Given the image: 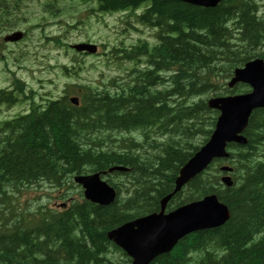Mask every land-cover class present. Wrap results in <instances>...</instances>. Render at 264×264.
I'll return each mask as SVG.
<instances>
[{"label":"trees","instance_id":"obj_1","mask_svg":"<svg viewBox=\"0 0 264 264\" xmlns=\"http://www.w3.org/2000/svg\"><path fill=\"white\" fill-rule=\"evenodd\" d=\"M94 1L90 10L130 9L129 15L143 0ZM77 2L85 6L92 0ZM257 3L221 0L215 7H200L177 0H151L136 17L156 26L157 42L138 38L136 44L112 45L109 50V59L135 63L124 76L96 85H68L42 111L32 106L0 131V264L130 262L107 240L106 232L159 210L161 199L174 188L179 169L208 140L214 127L218 112L208 108L209 96L247 91L243 84L229 89L226 82L235 67L255 57L264 59V20L257 16L263 14L264 5ZM23 6L22 0H0V33L19 27ZM56 43L65 45L58 39ZM73 62L71 68L62 64L67 76L79 66L75 58ZM75 87L79 88L77 106L68 99ZM144 131L165 138L160 147L156 145L155 157L143 140L134 137ZM111 132L130 135L123 142L112 141L114 147H110L104 138ZM244 135L246 144L229 145L233 149L228 159L231 187L221 183L223 173L211 166L167 205L171 210L214 192L232 216L219 227L187 235L150 264H264V108L251 113ZM114 165L126 171L109 173ZM103 171L116 192L114 202L106 206L85 200L72 179L75 174ZM40 182L64 190L61 199H68V206L25 207L24 218L22 209L6 199V190L18 192ZM67 183L69 189L78 188V199L70 197Z\"/></svg>","mask_w":264,"mask_h":264},{"label":"rangeland","instance_id":"obj_2","mask_svg":"<svg viewBox=\"0 0 264 264\" xmlns=\"http://www.w3.org/2000/svg\"><path fill=\"white\" fill-rule=\"evenodd\" d=\"M22 1L25 2L23 6L25 20L18 29L25 31V38L16 43H5L2 37L8 32H2L0 35V88L8 87L13 78H18L35 91L39 99L48 94L57 96L70 84L107 83L113 77L121 78L135 66L133 61L109 59L112 45L130 46L136 44L138 38L145 39L150 44L157 42L155 28L139 22L133 14L128 15V11L95 13L94 10H90L92 4L83 6L73 0H50V4H53L50 8L43 6L47 0ZM256 1L258 2L256 5H264V0ZM50 9H59L58 15H51ZM55 39L64 42L65 45H57ZM87 40L98 44L99 52L76 57L69 44ZM74 58L79 62V66L73 68L75 73L67 76L62 71V64L72 67L70 65L74 63ZM73 93H77V88ZM203 96L201 95L202 98ZM18 110H21L19 104L7 114ZM198 117H201L200 114ZM129 135L125 132H111L105 133L104 139L107 146L114 147L112 141L123 142ZM134 137L143 140L145 149L154 157L158 155L159 150L156 145L160 147L165 141L161 135L147 131ZM153 140L154 143L150 142ZM123 179L125 178H122V183ZM69 186L70 183L65 184V188L69 189ZM6 191L9 192L10 189ZM15 191L11 190L9 193ZM69 191L72 199H78V188H70ZM64 192L48 182H40L38 185L22 187L18 191L17 201L25 218V207L31 209L37 205H45L59 209L60 204L65 202L61 199ZM69 195L67 193L66 197Z\"/></svg>","mask_w":264,"mask_h":264},{"label":"water","instance_id":"obj_3","mask_svg":"<svg viewBox=\"0 0 264 264\" xmlns=\"http://www.w3.org/2000/svg\"><path fill=\"white\" fill-rule=\"evenodd\" d=\"M190 4L213 7L219 0H180ZM22 37V32L14 31L6 35L5 41H16ZM77 51L94 53L96 46L91 43L74 44ZM247 83L251 90L248 93L216 97L209 100V106L219 111L208 141L199 151L182 166L175 180L172 193L160 202V210L148 215L130 220L106 233L131 258L130 264H149L158 255L169 252L179 238L186 233L199 229L222 225L228 219V209L214 195H208L200 200H194L165 212L170 197L181 187L203 171L214 157H227L226 144L235 142L244 144L246 137L242 132L248 117L254 108L264 107V61L255 58L241 68H236L228 82L232 87L235 83ZM77 104V98L71 97ZM223 171L231 170L229 166L220 167ZM124 170L121 166L109 169ZM226 185L231 184L230 177H222ZM74 182L81 185L85 199L101 205L108 204L115 197L114 190L105 182L99 180V174L76 175Z\"/></svg>","mask_w":264,"mask_h":264},{"label":"bare ground","instance_id":"obj_4","mask_svg":"<svg viewBox=\"0 0 264 264\" xmlns=\"http://www.w3.org/2000/svg\"><path fill=\"white\" fill-rule=\"evenodd\" d=\"M235 33H236V32H235ZM212 39H213V38H212ZM195 48H196V47H195ZM198 48H199V47H198ZM201 48H202V47H201ZM192 50H193V49H192ZM137 53H138V52H137ZM205 53H206V52H205ZM207 54H208V53H207ZM243 56H244V55H243ZM261 57H262V56H261ZM212 58H213V57H212ZM194 59H195V58H194ZM196 59H197V58H196ZM191 60H192V59H191ZM197 65H198V64H197ZM157 66H158V65H157ZM172 66H173V65H172ZM201 67H202V66H201ZM164 70H165V69H164ZM179 78H181V77H179ZM193 78H194V77H193ZM185 82H186V81H185ZM21 83H22V82H21ZM199 88H200V87H199ZM199 88H198V89H199ZM118 89H119V88H118ZM190 89H191V88H190ZM190 89H189V90H190ZM196 89H197V88H196ZM192 90H193V89H192ZM192 92H193V91H192ZM199 92H200V91H199ZM196 93H197V92H196ZM216 97H222V96H211L209 99H207L206 102H207V106H208V108L218 111L217 109H215V108L209 106V103H208L210 99H213V98H216ZM50 105H51V104H50ZM195 105H196V104H195ZM178 106H179V105H178ZM196 108H197V107H196ZM256 109H258V108H256ZM178 116H179V115H178ZM177 118H178V117H177ZM173 119H174V118H173ZM173 119H172V120H173ZM169 122H170V121H169ZM74 125H75V124H74ZM173 126H174V124H173ZM185 126H186V125H185ZM180 127H181V126H180ZM185 128H186V127H185ZM80 137H81V136H80ZM208 139H209V138H208ZM207 141H208V140H207ZM207 141H206V142H207ZM206 142H205V143H206ZM205 143H204V144H205ZM204 144H202V145L198 148V150H197V151H196V152H195V153H194L189 159H191V158H192V157H193V156L199 151V149H200ZM225 150H226V152L228 153V156H227V157H229L230 154H229V152L227 151V145H226V147H225ZM250 150H251V149H250ZM133 155H134V154H133ZM227 157H214L213 159H226ZM186 162H187V161H186ZM186 162H185V163H186ZM142 163H143V162H142ZM185 163H184V164H185ZM31 164H32V163H31ZM145 164H146V163H145ZM184 164H183V165H184ZM183 165H182V166H183ZM182 166H181V168H182ZM130 167H131V166H130ZM123 168H124V167H123ZM181 168H180V169H181ZM206 168H207V167H206ZM180 169H179V171H180ZM123 171H126V168H124ZM179 171H178V174H177L176 178H177L178 175H179ZM219 171H221V172L223 173V174L221 175V178H222V177H226V176H228V177H230V179H231L230 172L232 171V168H231V170H228V171H223V170H219ZM93 173H98V174H99V180L102 181V182H105V183H106L109 187H111V188L114 190V192H115V189H114V188H113V187H112V186L106 181V179H105V177H104V174H105L106 172L103 171V172H101V173H100V172H93ZM93 173H88V174H93ZM109 173H111V172H109ZM80 175H85V174H80ZM131 179H132V178H131ZM137 179H138V178H137ZM140 180H141V179H140ZM175 180H176V179H175ZM232 180H233V179H231V184H230V185H226V184L222 181V179H221V183H222L225 187L229 188V187L232 186ZM1 182H2V181H1ZM137 183H138V182H137ZM74 184H76V185H78V186H81L80 184H78V183H76V182H75ZM133 185H134V184H133ZM142 185H143V184H142ZM140 186H141V185H140ZM219 186H220V185H219ZM130 187H131V186H130ZM174 187H175V183H174ZM173 190H174V188H173ZM173 190H172L171 192H170V191H169V192L172 193ZM179 191H180V190H178L177 192H175V193L170 197V199L168 200V202H167V204H166L165 212H169V211L174 210V209L168 210V209H167V205H168L169 201L172 199V197H173L175 194H177ZM149 192H150V191H149ZM142 193H143V192H142ZM170 193H168L167 195H169ZM209 193H210V192H209ZM211 193H212V192H211ZM167 195H165V196H167ZM209 195H214V196L216 197V199H217L219 202H221V204H224V205L227 207L228 212H229V213H228V219H229L232 215L230 216V211H229V207H228V205H227L226 203H223L222 201H220L219 198L217 197V195H216L214 192H213L212 194H209ZM235 195H236V194H235ZM160 196H161V195H160ZM165 196H164V197H165ZM176 196H177V195H176ZM206 196H208V195H206ZM257 196H258V195H257ZM162 197H163V196H162ZM164 197H163V198H164ZM204 197H205V196H204ZM115 198H116V192H115V197H114L113 201L110 202V203H108V204H104L103 206L110 205L111 203L114 202ZM157 198H158V197H157ZM157 198H156V199H157ZM163 198H162V199H163ZM202 198H203V197H202ZM202 198H200V199H202ZM160 199H161V198H160ZM162 199H161V200H162ZM200 199H197V200H200ZM246 199H247V198H246ZM145 200H146V199H145ZM248 200L250 201V198H248ZM183 201H184V200H183ZM195 201H196V200H195ZM160 202H161V201H160ZM237 202H238V201H237ZM239 203H240V202H239ZM96 204H98V203H96ZM98 205H101V204H98ZM129 209H130V208H129ZM159 210H160V208H159ZM159 210H158V211H159ZM263 210H264V208H263ZM151 211H152V210H151ZM228 219H227V220H228ZM259 219H260V218H259ZM227 220H226V221H227ZM226 221H225V222H226ZM241 221H242V220H241ZM225 222H224V223H225ZM224 223H223V224H224ZM248 223H249V222H248ZM251 223H252V222H251ZM223 224H222V225H223ZM219 226H221V225H219ZM219 226H216V227H219ZM259 226H260V225H259ZM211 228H215V227L199 229V230H196V231H191V232H189V233H186L185 235H183L181 238L178 239V241L176 242V244L174 245V247L178 244V242H179L180 240H182V239H183L184 237H186L187 235L192 234V233H195V232H198V231L206 230V229H211ZM248 229H249V228H248ZM248 231H249V230H248ZM257 231H258V229H257ZM260 231H261V230H260ZM67 241H68V240H67ZM67 245H68V244H67ZM262 245H263V244H262ZM223 255H224V254H223ZM211 256H212V255H211ZM208 257H209V256H208ZM156 258H157V257H156ZM156 258H154V259H156ZM261 258H262V257H261ZM154 259H153V260H154ZM230 259H231V258H230ZM153 260H152V261H153ZM152 261H151V262H152ZM229 261H230V260H229ZM149 264H150V263H149Z\"/></svg>","mask_w":264,"mask_h":264}]
</instances>
